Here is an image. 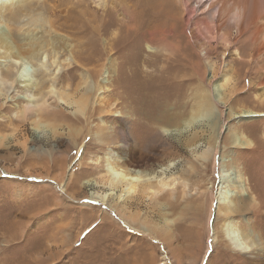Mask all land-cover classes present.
<instances>
[{
  "label": "rangeland",
  "instance_id": "374dc122",
  "mask_svg": "<svg viewBox=\"0 0 264 264\" xmlns=\"http://www.w3.org/2000/svg\"><path fill=\"white\" fill-rule=\"evenodd\" d=\"M169 3L172 12L186 13L183 0L180 3L169 0ZM189 3L190 8L198 6L195 0H189ZM38 6L34 11L46 15L41 5ZM195 15L201 16V13L196 12ZM21 16L16 22L20 27L28 19ZM176 25L180 27V22ZM187 33L182 35L180 55L170 56L169 59L158 50L155 52L148 48L149 43L158 46L157 38L135 35L137 41L129 53V59L138 57L134 63L137 74L123 75L122 66L126 62L122 53L111 55L109 60L108 55H104L97 63L109 67L111 59L115 58L116 74L109 73L106 67L99 75L88 73L85 67L84 70L80 67L72 75L67 69L77 64L70 52L58 54L60 58L55 63L51 52L46 53L44 61L33 60L28 71L36 81L40 82L45 76L48 81L59 83V88H67L70 84L72 91L71 87L68 91L72 93L78 84L87 79L83 76L88 74L89 88L95 89L90 105L93 103L95 109L98 106L96 99L102 94L106 100H116L119 111L124 112L123 115L121 112L106 114L101 111L92 114L90 106L86 111L79 112L75 106L65 104L62 110L59 107L55 109L58 116H64L66 120L60 117L52 120L53 126L50 125H61L62 134L49 141L47 136L50 129L44 127L38 130L30 117L23 123L15 121L9 127L8 120L20 105L16 99L22 95V89L18 88L17 83L6 85L12 100L8 104L0 101V123H4L0 126V135L7 137L0 142V264H17L23 259L25 263L26 257L30 256L35 264H259L258 254L264 246V97L259 98L263 92L254 85L256 78H250L249 73L252 72L248 65H237L234 81L237 91L231 93L217 86V82L222 80L221 68L224 66V57L220 55L221 45L213 41L211 59L208 60ZM104 40L98 43L100 47ZM175 47L178 48V45L175 44ZM242 47L245 48V45ZM11 68L13 72V66ZM190 75L200 77L191 87H187L184 81ZM0 77H3V69L0 70ZM99 83L110 86L113 91L97 90ZM138 84L157 90L162 93L163 99L171 98V103L176 101V97L168 96L163 90L168 87L172 91L181 89L182 95L178 100L187 97L186 113L182 114V118L189 116L195 108L191 100L197 103L201 95H206L214 104L210 103L209 112L180 135V142L176 136L166 133L162 124L155 125L152 133L144 130L145 123L142 122L145 121H139L142 115L137 112L141 106L137 98L139 91L133 88ZM167 106L171 107L172 104ZM121 116H125V123H128L126 130L131 129L130 133L140 139L139 155L166 161L167 164L175 160L176 166L172 172L179 179L178 185L173 190L164 191L153 201L144 200L143 196L138 195L122 206L116 203L117 191L112 192L105 187L98 189L94 186L95 181L90 185L84 184L88 180H100L111 153L116 154L114 148L117 146L113 141L122 136L118 134L122 126L118 122ZM14 125L20 126L17 138L11 136ZM72 129L81 131L82 135L75 145L70 134ZM40 134L44 137L39 141L37 136ZM123 134L127 135L125 132ZM196 134L200 137L197 146L187 147L184 141ZM232 135H243L252 146L235 147ZM34 150L37 153H33ZM50 154L61 159L59 166H63V169L57 165L53 167ZM221 171L223 175L228 174L224 181L233 183L232 186L228 187L227 183L221 181ZM61 175L65 176L67 193L62 192L61 184L51 180ZM220 182L225 187L227 184L223 191L230 196L235 197L237 192V196L254 199L248 214L230 218V221L226 219L225 205L217 201ZM99 190H108L109 195L114 193L110 196L112 205L90 199L91 194ZM223 199H227V196ZM165 219H170L172 233L158 228L163 227ZM224 223L239 229L253 250L251 254H239L232 249L225 239ZM18 235L21 242L19 239L16 241L18 243L8 248L10 244L6 242L7 239ZM102 252L105 254L101 255Z\"/></svg>",
  "mask_w": 264,
  "mask_h": 264
},
{
  "label": "bare ground",
  "instance_id": "6f19581e",
  "mask_svg": "<svg viewBox=\"0 0 264 264\" xmlns=\"http://www.w3.org/2000/svg\"><path fill=\"white\" fill-rule=\"evenodd\" d=\"M174 1L176 3L182 2V0ZM183 2L186 13L181 11L178 13L172 12L173 8L169 0H0V70L3 69V77H0V101L8 104L12 100V97L6 91V85L10 82L15 83V85L17 83L18 88L22 89V95H18V99H16L20 105L17 107L13 119L9 118V127L15 121L23 123L27 120V117H30V121L38 130L44 127L50 129L51 132L47 136L49 141L62 134L60 132L61 125L57 127H51L50 125H52L51 121L54 119L60 117L65 119L64 116H58L59 113L55 109L59 107L62 110L65 104L75 106L79 112L86 111L90 106L89 111L92 114L101 111L106 114L121 112L123 115L124 112L118 109L117 101L114 99L106 100V97L101 96L102 94L96 99L98 106L95 109L92 106L93 103L90 105L91 98L94 95L92 92L95 89L93 87L89 88L90 77L87 76L88 74L83 76L87 79L78 84L70 93L68 91V88L71 87L70 84L67 88L66 86L59 88V83H56L55 80L48 81L45 76L40 82L36 81L33 76L29 75L28 66L33 60L44 61L48 52L52 54L53 63L60 58L58 54L65 55L64 53L70 52L77 65L67 69L69 73L74 75L75 71L81 67L83 70L86 68L88 73L92 72V74L99 75L103 73L104 68L107 66L104 63L97 64L101 62L104 55H108L107 60H109L111 55L122 53L126 62L122 66L123 71L121 70L123 75L128 73L137 74L135 68L137 65L134 63L138 61V57L130 60L129 53L132 52V48L135 46L137 41L135 35L138 34L148 35L152 39L157 38L159 40L158 46L149 43L148 48L163 53L166 59H169L170 56H176V54L180 55L182 51L179 49V45L182 44V35L187 33V29H189V34L187 33L189 38L208 60L211 59L212 43L216 41L218 45H221L220 55L224 57V66L221 68L223 76L222 80L219 83L217 82V86L228 89L231 93L237 91V85L234 84L237 77V65H248L252 72L249 73L250 78H256L254 85L263 92L259 97L262 99L264 97V0H195L198 5L197 8H190L189 0H183ZM109 3L110 7L108 8ZM38 5H41L40 7L43 8L46 15L34 11ZM196 12L201 13V16H196ZM21 15L26 16L28 19L26 24L20 27L16 22L20 17H23ZM178 21L180 27L176 25ZM181 26L184 27L181 28ZM40 33L42 35L38 36ZM102 39L105 40L104 43H101L102 47H100L98 43ZM175 44L178 45V48L175 47ZM242 45H245V48ZM134 53L133 51L132 54ZM246 56L249 59L248 61L244 60L247 59L244 58ZM113 59L115 58L111 59L112 62L106 69H109V73L116 74L118 73L117 64L114 63ZM11 66H13V72ZM199 77L200 75H190L184 82L187 87H191L193 82L198 81ZM200 80L202 81V79ZM97 87V90L113 91L109 88L110 86L100 83ZM133 88L139 91L137 98L141 106L137 112L142 115L139 121H145L142 122L145 123L144 130L150 132L155 125L162 124L164 126L163 130L172 136H176L178 140L184 131L196 125L197 121L209 112L210 103H213L206 95H201L197 103H193L192 99L191 105L192 107L195 105V108L192 112L190 111L189 116H183L182 118V114L186 113L185 100L187 97H184L185 99H182V101L178 100L182 95V92L179 91L181 89L172 91L168 87L163 90L168 96L176 97V101L171 103L169 102L171 98L164 97L163 99L162 93L160 94L157 90L149 88V86L138 84ZM82 89L85 90L82 92ZM242 91H245V89ZM169 93H172V95H169ZM161 100H164V102H160ZM168 104H172V106H167ZM125 116H121L118 121L119 124H122L118 134L122 136L120 139L117 138L116 141H113L117 146L114 148L116 154L111 153V157L107 162L108 166L104 169L105 174L99 177L100 180H88L84 183L90 185L92 181H95L94 186L98 189L100 187L104 189L105 187L112 192L117 191L115 200L118 205L122 206H126L138 195L143 196L144 200L153 201L164 191L173 190L179 183L178 177L172 172V169L176 166L175 160L168 161L167 164L166 161H157L158 159L154 160L150 156L138 154L140 139L132 135V132L130 133L131 129L126 130L128 123H125ZM173 123L175 126H171ZM1 125H4V123H0ZM18 129H20V126L14 125L12 137L17 138ZM80 132L74 129L70 132L74 145L82 138ZM124 132L127 135H124ZM42 136L41 134L38 135L37 139H42L44 137ZM199 138L196 134L193 137H187L184 143L187 147L193 148L197 146ZM6 139L5 135H0V142ZM233 139L235 147L247 148L252 146V143L247 141L243 135H235ZM24 144L22 146L25 147ZM35 151L37 150H34L33 153H37ZM50 155L52 156V154ZM56 156H52L53 167L57 165L59 169H63V166H59L61 159L56 158ZM65 158L63 159L65 160ZM5 171L9 173L8 170L5 169ZM223 174L221 171L220 175L223 178L221 181L225 182L224 178H227L228 174ZM64 178L65 176L61 175L55 178L52 177L51 180L58 183V185L61 184L59 187H61L62 192L67 193V189H65L66 179L64 180ZM225 183L228 184V187L233 185L229 181ZM235 184H237L236 181ZM219 185H221V182ZM226 187L220 186L217 197L218 204L225 205L224 216L226 219L229 220L248 214L253 207L254 199H250L249 196L245 195V197H248L247 199L242 197L243 195L237 196V192H235V197L230 196V194L223 191ZM234 188L237 189V186L235 185ZM108 190L102 192L99 190L91 194L90 199L103 205L111 204L110 196H113L114 193L109 195ZM226 196L227 199L224 200L223 197ZM72 197L74 198V196ZM169 225H172L170 219H165L163 227L161 225L158 228L171 232ZM223 227H225V231H223L225 232V239L234 251L239 254H251L253 250L250 249V245H247V241L243 239L242 233L237 227L232 226L230 223H224ZM19 239L20 235L11 236L6 241L10 244L7 247L11 248L18 243L16 241H19ZM104 254V252L101 253V255ZM32 258V256L26 257L25 263L23 259L17 264H35L34 260L32 263ZM258 258L259 264H264V246L261 253L258 254ZM171 262L173 261L171 260Z\"/></svg>",
  "mask_w": 264,
  "mask_h": 264
}]
</instances>
